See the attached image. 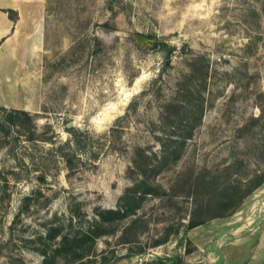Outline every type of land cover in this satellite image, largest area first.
<instances>
[{"label":"rangeland","instance_id":"374dc122","mask_svg":"<svg viewBox=\"0 0 264 264\" xmlns=\"http://www.w3.org/2000/svg\"><path fill=\"white\" fill-rule=\"evenodd\" d=\"M0 106V264H264V0H46Z\"/></svg>","mask_w":264,"mask_h":264},{"label":"crops","instance_id":"0c3cea01","mask_svg":"<svg viewBox=\"0 0 264 264\" xmlns=\"http://www.w3.org/2000/svg\"><path fill=\"white\" fill-rule=\"evenodd\" d=\"M45 1L46 0H0V24H3V26H0V51L4 48L5 41L11 40L15 33H19L25 40L31 36H37L39 39L41 38L45 14ZM8 11L15 14L14 20L8 17ZM8 23L11 25V32L6 36Z\"/></svg>","mask_w":264,"mask_h":264},{"label":"trees","instance_id":"16d2710c","mask_svg":"<svg viewBox=\"0 0 264 264\" xmlns=\"http://www.w3.org/2000/svg\"><path fill=\"white\" fill-rule=\"evenodd\" d=\"M9 13H13L8 11ZM11 20H14L13 17L9 16ZM32 121L31 115L28 111L17 109V108H6L4 106H0V130L2 131L3 136L6 137L11 131H15L16 133H24L25 131H29L27 128V124ZM28 140L35 139L31 134L27 137ZM67 162L70 161L68 158V154H65ZM254 182L250 188L245 192L244 196L249 195L253 190L258 188L261 184L264 183V174L255 175V177L249 180V183ZM191 226H195L204 222V220H194L191 221Z\"/></svg>","mask_w":264,"mask_h":264},{"label":"bare ground","instance_id":"6f19581e","mask_svg":"<svg viewBox=\"0 0 264 264\" xmlns=\"http://www.w3.org/2000/svg\"><path fill=\"white\" fill-rule=\"evenodd\" d=\"M104 117H105V120H108L110 116H108L107 114H105Z\"/></svg>","mask_w":264,"mask_h":264},{"label":"water","instance_id":"95a60500","mask_svg":"<svg viewBox=\"0 0 264 264\" xmlns=\"http://www.w3.org/2000/svg\"><path fill=\"white\" fill-rule=\"evenodd\" d=\"M109 29H105V31H108ZM70 126H72L71 124H69Z\"/></svg>","mask_w":264,"mask_h":264}]
</instances>
